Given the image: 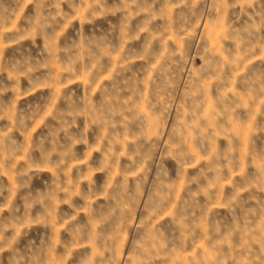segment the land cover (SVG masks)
<instances>
[{
  "label": "rangeland",
  "instance_id": "1",
  "mask_svg": "<svg viewBox=\"0 0 264 264\" xmlns=\"http://www.w3.org/2000/svg\"><path fill=\"white\" fill-rule=\"evenodd\" d=\"M0 264H264V0H0Z\"/></svg>",
  "mask_w": 264,
  "mask_h": 264
}]
</instances>
